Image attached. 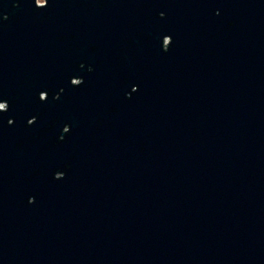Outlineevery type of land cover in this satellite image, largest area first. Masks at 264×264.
<instances>
[{
  "label": "water",
  "instance_id": "water-1",
  "mask_svg": "<svg viewBox=\"0 0 264 264\" xmlns=\"http://www.w3.org/2000/svg\"><path fill=\"white\" fill-rule=\"evenodd\" d=\"M0 264H264V0H0Z\"/></svg>",
  "mask_w": 264,
  "mask_h": 264
},
{
  "label": "rangeland",
  "instance_id": "rangeland-1",
  "mask_svg": "<svg viewBox=\"0 0 264 264\" xmlns=\"http://www.w3.org/2000/svg\"><path fill=\"white\" fill-rule=\"evenodd\" d=\"M39 3H43V0H39Z\"/></svg>",
  "mask_w": 264,
  "mask_h": 264
}]
</instances>
